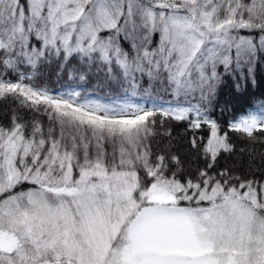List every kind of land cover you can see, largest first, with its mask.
<instances>
[{"label": "snow or ice", "instance_id": "obj_1", "mask_svg": "<svg viewBox=\"0 0 264 264\" xmlns=\"http://www.w3.org/2000/svg\"><path fill=\"white\" fill-rule=\"evenodd\" d=\"M258 53L264 0H0V264H264V103L212 115Z\"/></svg>", "mask_w": 264, "mask_h": 264}, {"label": "trees", "instance_id": "obj_2", "mask_svg": "<svg viewBox=\"0 0 264 264\" xmlns=\"http://www.w3.org/2000/svg\"><path fill=\"white\" fill-rule=\"evenodd\" d=\"M238 71L240 69L228 73H225L224 70L221 72L223 82L219 86L216 110L212 115L224 126L225 130L227 122L233 117H238L239 114L264 103V54L258 53L254 64L255 86H253L252 79L248 76L246 69H242L241 73ZM5 108L6 103L0 101V111ZM221 108L225 110L221 111ZM175 131L183 135V125H178ZM201 134H206V132H201ZM179 148L181 151H186L183 141L180 142Z\"/></svg>", "mask_w": 264, "mask_h": 264}, {"label": "rangeland", "instance_id": "obj_3", "mask_svg": "<svg viewBox=\"0 0 264 264\" xmlns=\"http://www.w3.org/2000/svg\"><path fill=\"white\" fill-rule=\"evenodd\" d=\"M75 64V61H73ZM246 69V68H245ZM218 72L220 73L224 70L223 66H218ZM241 70L238 71L241 73ZM247 70V69H246ZM225 71V70H224ZM242 76V75H241ZM15 79V77H12ZM102 79L101 77H97L95 75L89 77L86 80L81 81L79 79V73H73L72 78L70 79L67 74L63 77L57 78L53 71H49L48 69L42 70V74L39 80V83L51 89L54 93L60 92H72L79 91L82 95H88L89 98H101L104 102H109V99L106 96V92L108 91L106 88L102 86H98V80Z\"/></svg>", "mask_w": 264, "mask_h": 264}]
</instances>
